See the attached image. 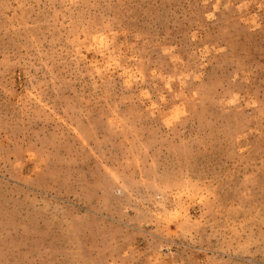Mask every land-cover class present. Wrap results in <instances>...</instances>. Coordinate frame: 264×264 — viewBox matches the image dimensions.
Wrapping results in <instances>:
<instances>
[{"label":"rangeland","instance_id":"374dc122","mask_svg":"<svg viewBox=\"0 0 264 264\" xmlns=\"http://www.w3.org/2000/svg\"><path fill=\"white\" fill-rule=\"evenodd\" d=\"M0 264H264V0H0Z\"/></svg>","mask_w":264,"mask_h":264}]
</instances>
